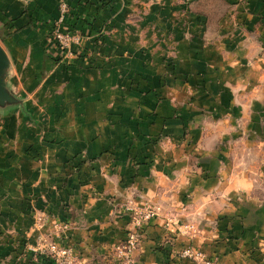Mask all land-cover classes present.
Segmentation results:
<instances>
[{"label":"crops","instance_id":"crops-1","mask_svg":"<svg viewBox=\"0 0 264 264\" xmlns=\"http://www.w3.org/2000/svg\"><path fill=\"white\" fill-rule=\"evenodd\" d=\"M0 44L24 101L0 113V264H52V240L121 264L148 201L179 223L153 219L135 264H264V0H0Z\"/></svg>","mask_w":264,"mask_h":264},{"label":"built area","instance_id":"built-area-1","mask_svg":"<svg viewBox=\"0 0 264 264\" xmlns=\"http://www.w3.org/2000/svg\"><path fill=\"white\" fill-rule=\"evenodd\" d=\"M68 13L69 7L66 2H63L60 7V15L52 27L51 38L59 49L62 58L72 59L83 52V49L80 47L83 45L84 35L79 30L73 29L66 24ZM37 219L41 226L43 224V216L41 215ZM136 221L137 226L141 228V219L138 217ZM128 241L129 243L126 248L129 252L134 248L133 241L134 243L137 241L136 235L131 234ZM46 248L48 249V255L52 264H74L76 257L70 246H60L55 241H51L47 244ZM182 256L193 259L197 264H216L214 261L204 257L202 252L191 248L184 249Z\"/></svg>","mask_w":264,"mask_h":264},{"label":"rangeland","instance_id":"rangeland-1","mask_svg":"<svg viewBox=\"0 0 264 264\" xmlns=\"http://www.w3.org/2000/svg\"><path fill=\"white\" fill-rule=\"evenodd\" d=\"M57 20V18L55 19V21ZM55 21L53 22L52 24V27L55 23ZM67 24V23H66ZM67 25H70V24H67ZM71 27V25H70ZM52 31V29H51ZM81 32V31H80ZM82 33V32H81ZM83 34V33H82ZM84 35V34H83ZM83 45H81L80 48H82ZM75 49H78V48H75ZM83 49V48H82ZM168 216L169 215H162L161 212H159V206L153 202H147L145 205H144V208L143 209H139V210H134V213L132 214V222L134 224V227L131 228V230L128 232L127 234V237L125 239V241H123L121 244H119L118 246H116V248L114 249L115 250V254L119 257V259H121V264H135V259H134V254L136 252V250L139 248L140 244H141V240H142V235L145 231V227L155 218H159V217H166L168 219ZM39 217V216H38ZM36 216V221H35V225L37 227H40V224L39 222L37 221L38 218ZM139 217V219H141L142 223H141V228L137 226V221L136 219ZM169 222H172L174 224H177L179 223L177 221V219L175 218H169L168 219ZM44 223V222H43ZM42 224V223H41ZM43 225V224H42ZM41 225V226H42ZM188 225V227H186ZM61 228V227H65L63 226L62 224H55L54 225V228ZM180 230L184 233H186V235H194L196 232H197V228L194 226V225H191V224H183V225H180ZM182 227V228H181ZM55 230V229H54ZM131 234H135L136 235V238H137V241H133V245H134V248L131 250V251H127V245L129 243L128 239L130 237ZM53 241V240H52ZM51 241H47V244L50 243ZM72 248V251L76 257L75 259V262L74 264H79V261H78V255L76 253V251L74 250V246H70ZM187 248H191L195 251H200L203 253L204 257H206L207 259L209 260H212L214 261L216 264H219L215 259L211 258V257H208V255L206 253H204L203 251L201 250H197V249H194L192 248L191 246L187 247ZM191 259V258H189ZM194 264H197L196 261H194L193 259H191Z\"/></svg>","mask_w":264,"mask_h":264},{"label":"water","instance_id":"water-1","mask_svg":"<svg viewBox=\"0 0 264 264\" xmlns=\"http://www.w3.org/2000/svg\"><path fill=\"white\" fill-rule=\"evenodd\" d=\"M10 59L0 44V113L23 106V99L9 86Z\"/></svg>","mask_w":264,"mask_h":264}]
</instances>
